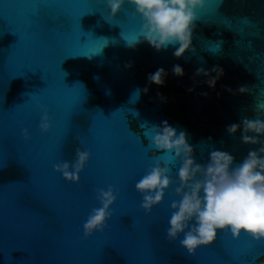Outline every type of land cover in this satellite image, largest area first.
I'll return each mask as SVG.
<instances>
[{
    "label": "water",
    "instance_id": "95a60500",
    "mask_svg": "<svg viewBox=\"0 0 264 264\" xmlns=\"http://www.w3.org/2000/svg\"><path fill=\"white\" fill-rule=\"evenodd\" d=\"M110 15L106 0H0V264H264V241L247 234L236 240L219 231L195 256L180 244L183 236L168 239L181 161L150 214L135 187L162 154L144 132L164 121L187 133L200 164L213 150L239 164L259 149L226 129L244 118L264 120L256 110L264 102V0H207L198 10L195 52L181 59L179 45L158 52L141 37L128 46L143 26L131 4L115 21ZM217 66L224 76L212 89L196 72ZM160 68L164 85L151 84ZM241 86L251 92L240 94ZM44 109L48 133L40 129ZM78 148L91 153L79 184L54 167L73 162ZM109 185L117 190L112 218L86 237L84 223L101 207L97 189Z\"/></svg>",
    "mask_w": 264,
    "mask_h": 264
},
{
    "label": "clouds",
    "instance_id": "9594fccd",
    "mask_svg": "<svg viewBox=\"0 0 264 264\" xmlns=\"http://www.w3.org/2000/svg\"><path fill=\"white\" fill-rule=\"evenodd\" d=\"M111 11L109 21H115L125 4H131L143 19L139 37L127 41L135 48L142 37L155 50L163 51L170 45H179L174 52L177 59L184 57L192 48L193 32L196 21L200 19L198 10L205 8L207 0H106ZM215 73V76L212 75ZM173 74L184 76L180 65H174ZM167 75L163 68L149 76V82L157 86L164 85ZM197 76L207 77V84L215 89L224 76V70L217 66L211 72L197 69ZM231 92V89H227ZM144 93L148 92L145 88ZM190 91H192L190 89ZM240 94H249L251 89L241 86ZM137 100L140 90L133 94ZM204 95H207L205 93ZM256 110H264V102H257ZM52 128L47 109L41 118L40 129L48 133ZM227 132L235 136L241 134L245 145H260L258 150H250L242 162L236 164L235 158L226 151L213 150L209 162L204 165L194 159V149L188 143L187 133L173 128L167 121L163 126L153 125L144 132L148 138V147L159 150L161 155L152 157L154 166L136 182V190L143 195L142 208L151 213L153 208L164 202L166 192L174 183L171 172L177 160L181 161L178 170L179 183L175 189L178 201L171 204L172 214L169 220L168 239L178 240L191 256L204 246H210L217 240L219 231H230L239 240L247 234L257 243L264 241V120L244 118L240 124H231ZM24 139L31 137L27 129L23 130ZM80 144L83 141L80 140ZM174 153V156L172 155ZM91 158L88 151L76 150L73 162L63 161L55 165V171L62 174L68 182L79 184L81 173ZM235 165V166H234ZM117 190L109 185L107 190L97 189V199L101 207L94 208L84 223L86 237L97 231L103 232L112 218V207L117 201Z\"/></svg>",
    "mask_w": 264,
    "mask_h": 264
}]
</instances>
